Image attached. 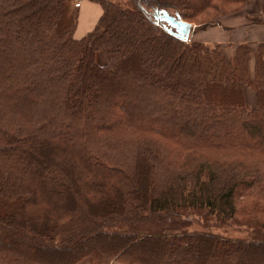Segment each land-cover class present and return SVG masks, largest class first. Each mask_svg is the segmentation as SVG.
I'll use <instances>...</instances> for the list:
<instances>
[{"label":"trees","instance_id":"obj_1","mask_svg":"<svg viewBox=\"0 0 264 264\" xmlns=\"http://www.w3.org/2000/svg\"><path fill=\"white\" fill-rule=\"evenodd\" d=\"M91 1L77 39L78 0H0V264H264V42L152 15L250 0Z\"/></svg>","mask_w":264,"mask_h":264},{"label":"crops","instance_id":"obj_2","mask_svg":"<svg viewBox=\"0 0 264 264\" xmlns=\"http://www.w3.org/2000/svg\"><path fill=\"white\" fill-rule=\"evenodd\" d=\"M86 7L80 9L78 6L77 24L74 29V37L79 39L90 31L99 16L102 9L98 2L84 0ZM81 4V3H80ZM88 16V19L86 18ZM90 22L87 28L83 29L82 24ZM197 40L203 42H217L222 44H236L239 42L258 43L264 42V0H250L246 2L240 13L228 14L219 18V23L209 25L197 32ZM233 47L229 50V54ZM253 75V58L248 63V76ZM250 88V87H249ZM247 90V88H246ZM252 90V89H251ZM253 91V90H252ZM251 97L245 95L246 100L252 103L256 102L255 93ZM75 264H92L89 257H84ZM108 264H123L120 261L114 260Z\"/></svg>","mask_w":264,"mask_h":264},{"label":"rangeland","instance_id":"obj_3","mask_svg":"<svg viewBox=\"0 0 264 264\" xmlns=\"http://www.w3.org/2000/svg\"><path fill=\"white\" fill-rule=\"evenodd\" d=\"M113 1H117V0H113ZM121 1V0H120ZM81 3V4H80ZM78 4H79V11H80V15H81V13H82V11H81V9L83 8V7H86V5H85V1L84 0H78ZM151 11V10H150ZM170 11V13H172L173 14V10H169ZM241 12V10L238 12V13H240ZM237 14V13H236ZM79 16V15H78ZM86 18L88 19V16L86 15ZM220 18V17H219ZM89 20V19H88ZM192 23V22H191ZM90 24V22H88V23H86V22H84L83 24H82V28L83 29H85V28H87V26ZM194 23H192V27H194ZM87 29H89V28H87ZM202 29H204V28H202ZM199 30H201V29H199V28H196V29H193L192 31H191V33H190V36H189V39L190 40H197V32L199 31ZM73 36H74V33H73ZM197 41H199V40H197ZM96 60H97V62L98 63H100V64H103V63H105V56L102 54V53H100V52H97L96 53ZM246 88H247V90H246ZM249 92H251L252 93V95H254V93H253V91L251 90V88H249V87H244V94L245 95H248L249 97H251V94L249 93ZM246 98V97H245ZM247 101V100H246ZM247 104L248 105H250L251 107H253V106H255V104H256V102H254V103H252V102H250V101H247ZM211 229L213 230V231H217V232H220V233H223V234H226V235H231V236H243L244 234H245V231L243 230V229H240V228H235L234 226L232 227V226H228V227H225V226H221V225H218V226H211Z\"/></svg>","mask_w":264,"mask_h":264},{"label":"water","instance_id":"obj_4","mask_svg":"<svg viewBox=\"0 0 264 264\" xmlns=\"http://www.w3.org/2000/svg\"><path fill=\"white\" fill-rule=\"evenodd\" d=\"M152 15L165 22L169 31L180 39L187 40L192 31V23L182 20L179 16L170 13L165 9H154Z\"/></svg>","mask_w":264,"mask_h":264}]
</instances>
